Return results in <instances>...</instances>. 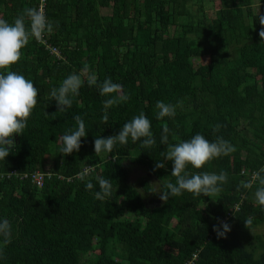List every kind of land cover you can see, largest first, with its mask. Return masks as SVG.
Here are the masks:
<instances>
[{"label":"trees","instance_id":"1","mask_svg":"<svg viewBox=\"0 0 264 264\" xmlns=\"http://www.w3.org/2000/svg\"><path fill=\"white\" fill-rule=\"evenodd\" d=\"M39 5L0 0V18L11 22ZM44 7L52 33L43 42L30 39L7 69L33 82L38 102L24 132L13 135L16 146L0 160V172L52 176L42 187L27 178L0 180V219L12 226L0 264H264V235L253 231L264 222L257 185L237 190L264 167V0H45ZM85 65L98 83L111 78L130 98L106 109L105 101L118 93L103 96L82 77L71 108L58 111L51 89ZM157 101L183 103L174 117L157 119ZM141 112L151 121L154 146L142 148L129 137L112 153L95 154V138L117 134ZM75 115L84 120L86 136L79 151L63 155L60 138L78 127ZM216 124L221 128L213 132ZM164 125L169 143L200 133L235 146L201 169L188 166L190 173H228L218 197L183 192L160 199L164 183H175L172 161L161 155ZM160 161L165 167L156 168ZM131 165L146 170L138 185L129 179ZM85 169V181L77 179ZM97 176L113 185L103 201L94 198ZM88 180L92 190L85 187ZM220 221L231 226L226 238L213 231Z\"/></svg>","mask_w":264,"mask_h":264},{"label":"clouds","instance_id":"2","mask_svg":"<svg viewBox=\"0 0 264 264\" xmlns=\"http://www.w3.org/2000/svg\"><path fill=\"white\" fill-rule=\"evenodd\" d=\"M259 23L264 25V15L259 17ZM53 23L46 17L43 8L26 7L11 22L0 18V69H10L19 62L24 49L34 38L38 42H43L45 34H51ZM261 40H264V28L259 32ZM86 78L89 86H96L103 96L118 93L117 96L105 101V108L127 101L130 97L123 93V86L114 83L111 78H105L98 83L95 73H91L87 65L84 66L80 74H69L58 88H52L49 96L54 99L57 109L65 112L72 106V97L79 95V89L84 85ZM38 102V89L30 79L24 75L7 70L0 72V160H5L15 148L14 134H22L28 126V119L32 115L33 109ZM182 101L177 104L157 101L155 107L158 109L157 119L164 117L172 118L176 115V108L182 107ZM78 127L70 130L61 136L62 147L59 149L63 155L79 151L81 138L86 136L84 120L80 115L73 117ZM109 121L107 112L102 116V122ZM220 124L213 127V132L219 131ZM170 129L167 125L162 128L160 142L166 145V151L162 152L165 161H172L171 175L175 177V183L166 181L163 188L159 191L160 199L166 201L169 197L180 196L183 192H189L196 196L218 197L223 191V185L228 182V173L221 171L215 172H189L188 166L193 169H201L214 158L227 156L236 151L234 145L229 141L217 136L214 141H209L204 135L197 133L189 140H181L176 143L168 142ZM129 137L132 142L140 141L142 148H151L156 140L151 131V121L141 112L131 120L125 122L115 135L107 137H97L94 140V152L97 156L101 153H112L116 145H127ZM7 145V147H6ZM165 164L160 161L156 168H163ZM89 170L85 169L78 174L77 179L85 181L89 175ZM241 175H248L247 170L242 171ZM96 181L99 190L94 192V198L101 201L112 195L113 185L109 179L97 176ZM257 185L254 197L255 202L264 208V167L251 173L248 180H241L237 190L252 189ZM87 190L94 188L91 180L85 184ZM214 200V199H213ZM252 217L244 220L246 228H250ZM213 231L217 238H226V234L231 231V226L227 222L220 221L218 225H213ZM0 258L3 257V248L12 240V226L8 219H0Z\"/></svg>","mask_w":264,"mask_h":264},{"label":"built area","instance_id":"3","mask_svg":"<svg viewBox=\"0 0 264 264\" xmlns=\"http://www.w3.org/2000/svg\"><path fill=\"white\" fill-rule=\"evenodd\" d=\"M44 6H45V0H40V5L38 8H43V11H44L45 10ZM50 47H51L52 53H54L55 55L59 54L58 49H56L55 47H52V46H50ZM242 171H244V170H242ZM249 175L251 176V173ZM11 176H15L16 178H19V179L27 178L30 180V182L33 185H35L37 187H42L46 178L51 177L52 174L50 172H47V171H35L31 174L20 173L17 170L0 172V180L5 179V178H10ZM60 177L63 178L61 175H60ZM228 216H230V213H228Z\"/></svg>","mask_w":264,"mask_h":264},{"label":"rangeland","instance_id":"4","mask_svg":"<svg viewBox=\"0 0 264 264\" xmlns=\"http://www.w3.org/2000/svg\"><path fill=\"white\" fill-rule=\"evenodd\" d=\"M208 1L210 0H203V3H207ZM104 12L106 10H103ZM147 173H146V170L144 168H141L139 166H135V165H131L129 166V179L130 181L135 184V185H138L139 183V180L145 176ZM152 185H153V190L154 191H157V184L152 182ZM254 232H258V233H261L262 235H264V222L262 224H260L259 226L255 227L253 229Z\"/></svg>","mask_w":264,"mask_h":264},{"label":"water","instance_id":"5","mask_svg":"<svg viewBox=\"0 0 264 264\" xmlns=\"http://www.w3.org/2000/svg\"><path fill=\"white\" fill-rule=\"evenodd\" d=\"M7 146V145H6Z\"/></svg>","mask_w":264,"mask_h":264}]
</instances>
